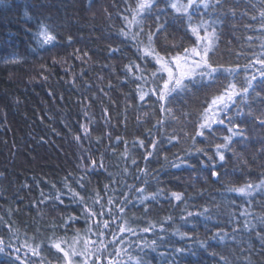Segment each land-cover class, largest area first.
Masks as SVG:
<instances>
[{"label":"trees","instance_id":"trees-1","mask_svg":"<svg viewBox=\"0 0 264 264\" xmlns=\"http://www.w3.org/2000/svg\"><path fill=\"white\" fill-rule=\"evenodd\" d=\"M135 4L0 0V240L5 248L0 264H20L16 248L27 264H62L51 241L71 238L77 230L88 238L89 227L96 231L100 217L90 220L85 212V204L100 211L93 203L96 193L105 208L103 218L111 219L109 207L116 218L105 242L113 239L112 233L125 239L124 245L117 244L127 248L120 264H136L137 258L142 264H264V91L257 88L259 96L236 98L242 116L235 123L243 136L233 137L225 160L219 161L215 145L230 135L226 126L195 142L192 137L206 102L233 77L221 72L211 82L190 85L165 103L170 112L162 111L164 102L150 92L155 85L151 79H137L141 73L135 68L139 64L147 69L143 75L150 76L154 64L142 60L136 42L121 34L128 30L124 17L130 18L128 9ZM261 12L264 0H222L192 17L194 24L214 22L210 62L221 68L239 66L238 87L245 65H254L247 74L259 79L260 65L254 62L264 54ZM157 15L166 26L154 37L162 55L194 43L187 18L159 0L145 16L140 40L146 42V34L155 31ZM43 28L55 37L51 43L41 42ZM141 90L149 93L144 101ZM248 184L254 186L249 195L231 191ZM69 187L85 197L84 204L72 198ZM172 192L182 199L176 201ZM109 198L115 202L111 206ZM119 207L125 208L123 214ZM69 216L77 219L65 230ZM123 220L137 235L119 233ZM150 225L155 227L141 231ZM217 233L223 239H214ZM25 242L40 243L41 257L32 256ZM129 242L135 243L129 248ZM178 248L184 251L178 253ZM108 252H114L111 244Z\"/></svg>","mask_w":264,"mask_h":264},{"label":"snow or ice","instance_id":"snow-or-ice-1","mask_svg":"<svg viewBox=\"0 0 264 264\" xmlns=\"http://www.w3.org/2000/svg\"><path fill=\"white\" fill-rule=\"evenodd\" d=\"M166 4L167 8H170L178 16H184L187 18V30L193 35L194 43L189 47H184L182 51H176L175 54H161L155 47L154 37L165 30V24L159 22L160 16L157 15V23L155 31H149L147 35L146 42L140 40V36L143 33V22L146 15H150L152 10L157 5L158 0H136L135 7H130L128 10L131 13L130 18L125 16L124 19L127 23L128 30H121V34L125 37H129L136 42L137 51L141 53L140 58L145 61H150L154 64V70L150 72V76H144L143 73L147 70L142 69L139 64L135 65L136 71L140 72L141 75L137 76V79H143L145 83L151 79L155 87L150 89L152 95L156 96L157 100L164 102L161 104L162 111L170 112V108H165V103L171 102L174 98L173 94H179L190 90V85L195 86L197 83H203L204 81H213L217 78V74L221 72H226L228 75L233 77V81L229 82L224 86L223 90L211 97L210 100L206 102V107L200 113L199 120L197 122L195 136L192 137L195 142L196 137H204L207 134H212L219 127L226 126V130L230 135L223 137L224 143H217L215 145V156L218 157L219 161L225 160L224 150L228 149L229 145L232 143L233 137H242L243 132L239 130V125L235 123V119L242 116V110L237 104L236 98H240L241 101L250 97L252 93H255L256 96L260 95V91H264V54H261L260 57H257L255 64H259L260 68L257 69L259 73V79L257 75L252 74L248 75V68L254 65H245L243 71L245 72V78L240 86H237L235 82V77L239 75L241 69L239 66L236 68H221L215 67L210 62L209 54L213 51L216 39V29L213 26L214 22H209L201 20L200 23L194 24L192 17L194 14L200 11L201 7L205 10L212 7L215 8L217 5L222 3V0H215V4L212 3V0H159ZM161 13L165 10L161 9ZM261 18L264 19V12H261ZM135 27L137 31L133 32L132 29ZM211 29V31L209 30ZM203 33V34H201ZM38 36L42 38L43 44L51 43L55 37L47 30L43 28ZM71 41V37L69 38ZM175 47V46H174ZM128 71H132V66H126ZM255 82V83H254ZM257 88L260 91H257ZM149 95L148 92L143 90L140 91L139 99L141 101L145 100V97ZM233 106L236 107V111L232 114ZM261 125H264V119L260 120ZM216 126V127H214ZM85 132L87 129L85 128ZM79 139V137H77ZM140 145L143 147V141H140ZM152 148L155 149L157 144L155 141L152 143ZM197 152L203 151V149L197 148ZM152 153H148L147 156H150ZM147 156L145 159H147ZM212 159V157H209ZM135 163V160L132 161ZM92 166H95L96 162H91ZM178 167L179 165H174ZM102 167V165H101ZM213 177H218L217 171H211ZM261 185L264 186V181L261 182ZM67 187V185H66ZM81 187H84L81 184ZM107 187V186H106ZM252 184H248L244 187L233 188L231 191L238 192L243 195H249L253 189ZM69 193L74 200H78L80 203H85V197L79 192L74 191L71 187L68 188ZM139 192H143L144 189H137ZM171 196L176 200L180 201L182 199V194L177 192H172ZM57 200L60 199V196L55 197ZM155 199V195L151 197ZM101 197L99 193H96V198L93 200L94 204L100 205V211L96 212L88 208L85 204V212L87 213L88 219H93L97 216L100 217L99 220H95L94 232L91 227L88 228L87 232L90 234L88 238H84L80 235L77 230L75 235L71 238L68 237H58L54 238L51 241L50 246L56 249L57 252L61 253L62 264H104V260H107V264H120L119 257L121 253L126 252L127 248L117 247V244L124 245L125 239L117 237L115 233H112L113 239L111 241L106 240V235L111 227V224L115 222V217L112 215V209L109 207L107 209V215L111 219H104L106 215L104 205L101 203ZM144 199H149V197H144ZM143 203V201H141ZM63 203V201H61ZM108 205H113L115 202L112 198H109L107 201ZM147 211V208H145ZM207 211V209H205ZM125 212L124 207H119V213L123 214ZM192 213H189L191 216ZM122 218V217H121ZM76 217L69 216L63 227L67 230L72 223H75ZM155 225H150L141 229L143 232L150 231ZM247 227V225H245ZM118 231L121 234L128 233L130 235H137L135 228L131 226L128 220H123V222L118 226ZM183 238L185 234H180ZM91 236H95L96 239H91ZM220 236L219 233L216 234V239ZM262 242H264V236L260 237ZM132 243L129 242L127 247H131ZM108 244H111L114 248V252H108ZM156 241H152V245H155ZM4 241L0 240V253L5 251L3 247ZM147 246V245H146ZM204 246L203 244L201 245ZM24 247L31 253L32 256L41 257L42 247L40 243L29 244L25 242ZM20 248H16L15 260L20 261V264H27L26 261L21 260L19 252ZM176 252L182 253L184 249H175ZM107 253V257L105 256ZM27 255V253H26ZM108 257H113L109 259ZM131 260L132 257H129ZM40 264H44V261L41 260ZM136 264H142V261L137 258Z\"/></svg>","mask_w":264,"mask_h":264}]
</instances>
